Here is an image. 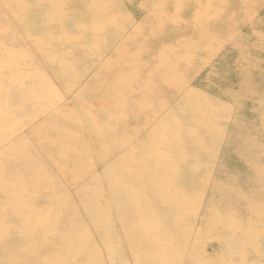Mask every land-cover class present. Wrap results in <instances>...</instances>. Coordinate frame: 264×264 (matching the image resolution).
<instances>
[{"label":"rangeland","instance_id":"1","mask_svg":"<svg viewBox=\"0 0 264 264\" xmlns=\"http://www.w3.org/2000/svg\"><path fill=\"white\" fill-rule=\"evenodd\" d=\"M0 264H264V0H0Z\"/></svg>","mask_w":264,"mask_h":264},{"label":"bare ground","instance_id":"2","mask_svg":"<svg viewBox=\"0 0 264 264\" xmlns=\"http://www.w3.org/2000/svg\"><path fill=\"white\" fill-rule=\"evenodd\" d=\"M73 123V122H72ZM75 124V123H74ZM76 125V124H75ZM79 129V128H78ZM81 129V128H80ZM39 138H41V137H39ZM38 140H40V139H38ZM30 169V168H29ZM29 169H28V171H26V172H30L29 171ZM37 168H32L31 167V173L33 172V170H36ZM63 173V172H62ZM64 179H66L67 181H66V184H68V177H64ZM91 179V178H90ZM93 179V178H92ZM97 180V179H96ZM70 182V181H69ZM86 183V182H85ZM90 184H91V182H90ZM36 184H33L32 186L34 187ZM91 187V186H90ZM93 187V186H92ZM95 187V186H94ZM97 187V186H96ZM113 189H114V186L112 187ZM89 189V188H88ZM91 189V188H90ZM85 190V189H84ZM88 191V190H87ZM105 191V190H104ZM110 200L112 201V199H111V196H110ZM111 201L110 202H108V206L109 205H111L112 206V204L113 203H111ZM113 202L114 203H116V201H114L113 200ZM85 205H86V207L88 208V209H90L91 208V206L92 207H95V204L92 202V201H87L86 203H85ZM135 206L138 208V207H140L139 205H136V203H132V205H130V207L129 208H131V210H134V208H135ZM100 210V209H99ZM96 212H97V210H96ZM113 213H114V216L117 218V213H116V207L114 206V208L112 207V209H107V210H105L104 209V211H102V215H104V216H112L113 215ZM137 213V212H136ZM155 213H157V212H155ZM92 214V213H91ZM94 214V213H93ZM97 214V213H96ZM90 216V215H89ZM88 216V217H89ZM132 217V219H135V214L133 213V216H131ZM119 218V217H118ZM135 225H136V227H138L137 228V232L139 233V231H140V235H145V236H147L146 237V242H145V244L146 245H148V249H150V251L151 250H153V249H155V247L156 246H160V242H159V240H158V238L155 236V235H153L152 233H150V232H148V226L145 224V223H142V222H136L135 223ZM114 235V234H113ZM114 237H115V235H114ZM111 238H113V237H111Z\"/></svg>","mask_w":264,"mask_h":264}]
</instances>
